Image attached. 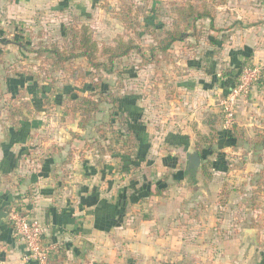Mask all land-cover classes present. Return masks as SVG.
Wrapping results in <instances>:
<instances>
[{"label":"crops","instance_id":"crops-1","mask_svg":"<svg viewBox=\"0 0 264 264\" xmlns=\"http://www.w3.org/2000/svg\"><path fill=\"white\" fill-rule=\"evenodd\" d=\"M95 1L0 0V25L16 29L26 22L34 29L59 21L63 36L70 20L103 11ZM219 1L213 0V17L197 19L203 30L189 32L168 51L170 57L196 53L186 64L192 73L179 74L172 61L165 77L150 76L144 67L134 78L135 91L118 96L119 111L137 136V154L129 158L104 147L112 135L99 123L109 118V107L81 128L68 106L39 103L44 90L54 89L48 77L44 85L24 73L8 82L13 96L18 89L42 94L23 97L31 108L23 109L22 117L0 120V206L41 220L51 258L61 264H264V0H253L259 7L247 14L251 24L243 27L235 24L241 19L235 14L224 22L226 5ZM48 33L37 37L46 42ZM3 44V62L18 61L24 53L41 62L29 51L36 48L31 41ZM246 67L260 69L261 76L238 101L231 130L236 126L246 140L235 141L223 131L228 129L221 99ZM68 83L59 86L67 94L75 90ZM210 120L220 134L205 151L212 161L206 177L200 168L190 169L189 156L196 151L197 134H210ZM158 185L165 186L161 192ZM0 264H34L10 218L1 226Z\"/></svg>","mask_w":264,"mask_h":264},{"label":"rangeland","instance_id":"rangeland-1","mask_svg":"<svg viewBox=\"0 0 264 264\" xmlns=\"http://www.w3.org/2000/svg\"><path fill=\"white\" fill-rule=\"evenodd\" d=\"M97 6L94 5V7H98L99 9H102L103 11L100 12L99 10L94 11L97 14H103L107 18L110 19H103L100 18V15L95 16L93 13L90 18H86L82 21H77V24L87 23L89 26H91L92 30L95 33V39L100 43H105L109 45H113L118 39L119 35H123L124 38H134V41L138 45V48L132 50L128 55L120 58L117 60L115 69L113 73H106L101 71L100 74H98V82L103 83L104 85H108L109 89L111 90V93L113 97H118L121 95H124V93L128 91H135L133 88L135 87L134 83L136 78L140 72L141 69H150L148 71V74L150 76H163L168 75V70H164V68H169L172 61V68L173 70H178V73H184L188 75V73H192L191 70H188L187 61L191 58L192 60L195 59L196 53L193 54L190 57H182L180 56V53H172V57L169 56V52L162 53L159 50H155L156 46V39L162 34V32L165 29H168L173 26V20L170 19L169 16V5L167 2L168 0H96ZM95 1V2H96ZM167 1V2H166ZM196 2V4H200L201 2H210V0H193ZM210 5H212V8H214L215 2L211 0ZM229 1L235 3V5L230 6ZM181 2V1H180ZM220 4L226 5L223 7L222 12L223 17L225 19V23H228V19L234 16L237 18L241 16V19H235V24L238 26L243 27L242 24L249 25L250 23V17L247 15L251 11H254V7H259L258 4L255 3L253 0H220ZM109 4H112L114 6L113 10H109ZM128 7H131L132 17L135 18L136 21H132V25H129V29H127L122 21L120 20L122 9ZM172 7V6H171ZM233 14V15H232ZM123 15V14H122ZM118 17V19H117ZM131 17V18H132ZM83 19V18H82ZM117 19V20H114ZM254 19V17H253ZM138 20V21H137ZM71 22V20H70ZM138 22V24H137ZM190 26L187 28L189 30L188 32L196 33L199 29L203 30L205 24L202 22H196V21H190ZM260 21H257L256 23H259ZM62 22H47L42 24H37L34 29H31L26 24V22H20L17 24L16 29H14V25L10 24L9 26L7 24L0 25V36H2V40H0V51L4 49L6 45L3 44V42L7 41H22L25 43H29L30 41L33 42V44H37L40 42L38 35H40L41 32H43V35L45 33H48L45 38L46 42H51L55 40H59V38L62 36V31H60V28ZM64 24V23H63ZM70 24V23H69ZM46 26V27H45ZM48 27V28H47ZM134 28V30L132 29ZM30 30V31H28ZM27 31V35H24ZM25 36L28 37L25 39ZM35 37V38H34ZM61 39V38H60ZM44 40V39H43ZM4 45V46H3ZM13 45V44H11ZM32 46V44H31ZM14 47V46H13ZM10 51V49H8ZM5 52V56H7V51ZM19 55V54H18ZM198 55V54H197ZM22 56V59L20 57ZM18 56V61H16L15 58H9L5 59V70H1V77H0V84L2 86V90L4 92V95L2 99H0V106L3 105L4 107L10 106L11 98L15 97L12 95V93L8 90V82L11 78H15L20 73H24L27 75V77L32 81H38L37 79L43 80L41 85L47 84L46 78L48 77V82L53 83V90L48 88V90L45 91L46 98L43 100H39V103L42 102L46 106L48 105V108L50 105L52 106H59V105H66L67 102L71 99H76L78 96L83 94H90L91 91L85 92L84 86L79 81H75L72 78L69 77V72L64 70H55L53 71L52 68H48L44 63L41 62H34L30 61L31 57L30 55H22L20 54ZM5 57V58H6ZM27 57V59H26ZM29 57V58H28ZM183 61V62H182ZM75 65H78L79 63L75 61ZM176 63V64H175ZM14 65V66H13ZM194 69V68H193ZM158 70V71H157ZM187 70V71H186ZM93 71V70H92ZM160 72V73H159ZM147 75V73H144ZM161 74V75H160ZM164 74V75H163ZM200 76V75H199ZM198 76V77H199ZM134 80V81H133ZM236 81H238V77L235 78ZM71 84L73 89L67 94L63 87L59 88V86H64L67 84ZM56 84V85H54ZM90 84V81H89ZM51 87V86H50ZM58 87V88H56ZM25 92L19 90V95H21L22 99L23 97H29L31 98L32 95H36V99H40L41 97V91H38L37 94L35 92L31 95L28 93L27 90H24ZM48 92V94H47ZM75 93L73 96L72 94ZM67 95V96H66ZM6 98V99H4ZM35 99V98H34ZM8 100V101H6ZM26 100V98H25ZM6 101V102H5ZM102 108H113L111 103L108 102L105 98H103L102 101ZM40 103V104H42ZM0 110V120L4 119L6 115L8 114V111ZM103 111V109H102ZM121 116L116 114L114 115V120L112 121L111 116L109 115V118L107 121H100L99 124H106L107 122L113 123L114 126L120 127L122 126L121 122H119V118ZM106 120V119H105ZM109 124V123H107ZM120 125V126H119ZM100 136V135H99ZM102 138H100L101 140ZM104 147L109 149V146H113L112 148H115L119 151V155H122L123 157L129 158L130 155V145L126 142L125 144H118L115 146L114 143L107 144L104 142ZM133 152L131 154H134L136 152L135 148L131 149ZM165 152L169 151L170 149L164 148ZM129 156V157H128ZM19 207V206H18ZM21 211V210H20Z\"/></svg>","mask_w":264,"mask_h":264},{"label":"trees","instance_id":"trees-1","mask_svg":"<svg viewBox=\"0 0 264 264\" xmlns=\"http://www.w3.org/2000/svg\"><path fill=\"white\" fill-rule=\"evenodd\" d=\"M168 1L172 4L176 18L173 20V26L165 29L156 39V46L154 48L164 54L171 49L175 42L184 41L190 35L187 28L190 26L191 20L197 21V19L203 17L211 18L214 14V8L210 5V2H212L211 0L210 2H201L199 5L193 0ZM132 12L133 10L131 7H128L127 10L124 8L121 12L123 15L121 14L120 20L127 29L130 28L129 25H132V21H136L135 18L132 17ZM132 29L134 30V28ZM60 38L59 40L51 42L40 41L35 45L36 48L30 47L29 51L35 53V56L38 59H41V63H48L53 71L58 69L68 71L70 78L79 81L82 86L87 87L85 88V92L91 91L90 94L80 95L76 99H71L67 102L68 109L71 112L78 114L79 127L86 128L92 125L95 115L102 112L103 98L110 102L113 107L110 112L111 119L113 121L114 115H120L121 117L118 120L121 122L122 126L119 125V128H115L113 123L107 122L109 124H102V129L109 127V132L112 135L110 138L111 143H114L115 146H117L118 144L121 145L127 142L130 145L129 152L132 153L133 151L131 149L137 148L136 133L130 125H127L126 117L124 116L125 113L119 111L118 97H113L109 86L107 84L103 86V83L98 82L99 80L97 77L101 71L113 73L117 60L138 48L134 38L126 39L123 35H119L113 45L105 43L100 44L95 39V33L91 26L87 23L77 24L75 19H72L70 24L64 27V35ZM19 45L25 49L24 43H19ZM138 50L140 49L138 48ZM75 61L79 64L75 65ZM5 66V62L0 59V77L2 75L1 70H5ZM237 83L238 81H235L234 85ZM19 90L20 89H18V91ZM228 92L229 91H227V93ZM19 94L14 95L15 97L9 100L11 102L9 107H4V104L0 106V110L6 109L8 111L7 117L12 120L18 116L22 117L23 109L29 110L31 108V103L23 100ZM3 95L4 92L0 84V99H2ZM209 125L211 127L210 134L204 135L198 133V142L196 143V151L200 153L202 158L200 173L206 177H211L210 168L212 167V161L205 155V151L211 150V147L219 138L220 134L212 120L209 121ZM223 131L229 136V138L235 141L239 139L246 140L243 133L238 130L236 126L234 127V130L229 129ZM102 135L104 136V133H101V136ZM112 147L113 146H109V151L115 152L116 147ZM131 153L129 154L132 156L137 154V152L134 154ZM190 181L191 184H193L196 182V179L192 176ZM163 183L165 184L166 182ZM164 187L165 186L160 187V185H158V192H161ZM147 194L151 195L152 190L147 191ZM34 264L38 263L34 262ZM47 264L61 263L50 257L47 260Z\"/></svg>","mask_w":264,"mask_h":264},{"label":"built area","instance_id":"built-area-1","mask_svg":"<svg viewBox=\"0 0 264 264\" xmlns=\"http://www.w3.org/2000/svg\"><path fill=\"white\" fill-rule=\"evenodd\" d=\"M260 69L246 67L242 70L238 83L221 99L224 128L231 129L236 122V107L239 99L249 93L251 85L260 78ZM14 234L23 240L26 246V258L38 264H47L52 248L44 244L46 228L36 217L12 209L9 213Z\"/></svg>","mask_w":264,"mask_h":264},{"label":"water","instance_id":"water-1","mask_svg":"<svg viewBox=\"0 0 264 264\" xmlns=\"http://www.w3.org/2000/svg\"><path fill=\"white\" fill-rule=\"evenodd\" d=\"M189 160H190L191 170H196L201 167L202 158L198 151L192 152V154L189 156ZM8 218H9V211L0 206V232H1V226Z\"/></svg>","mask_w":264,"mask_h":264}]
</instances>
